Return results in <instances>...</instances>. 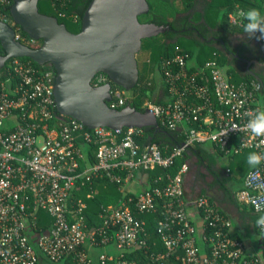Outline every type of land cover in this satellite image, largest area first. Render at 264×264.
<instances>
[{"label": "built area", "instance_id": "2783aa9c", "mask_svg": "<svg viewBox=\"0 0 264 264\" xmlns=\"http://www.w3.org/2000/svg\"><path fill=\"white\" fill-rule=\"evenodd\" d=\"M11 1L0 0V21L12 27L4 12ZM56 1L63 5L68 0ZM241 11L236 7L229 14L231 24L240 25ZM14 31L19 40L18 29ZM212 55L202 67L192 65L191 70L186 68L187 55L160 63L170 99L165 105L146 104L145 109L161 125L187 132L184 143L167 156L154 145L140 147L134 139L138 128L81 132L84 126L72 118L49 127L55 106L51 72H38L29 62L13 58L9 67L18 83L13 89L0 83V264H93L92 250L110 245L115 255L101 253L97 264H137L126 259L136 249L142 250L146 264H264V232L256 228L261 251L248 253L232 233L229 218L205 196L186 201L187 163L176 175H166L165 185L145 187L135 199L101 206L99 227L87 228L83 203L76 207L68 203L80 178L89 181L104 175L120 185L122 193L124 182L134 173L168 169L195 144L211 143L225 154L249 149L264 155V137L251 136L245 127L252 114L264 107L261 83L233 82L224 75L216 52ZM96 80L94 85L104 83L102 75ZM110 96L109 107L125 105V91L114 89ZM77 132L82 141H77ZM232 139L235 145L229 146ZM91 143L97 146L96 163L78 172L85 146ZM238 194L254 213H264V162L246 173ZM188 205L195 210L193 221ZM131 206L137 214L158 215L153 241L146 222L133 214ZM40 212L50 222L46 231L37 232Z\"/></svg>", "mask_w": 264, "mask_h": 264}, {"label": "trees", "instance_id": "16d2710c", "mask_svg": "<svg viewBox=\"0 0 264 264\" xmlns=\"http://www.w3.org/2000/svg\"><path fill=\"white\" fill-rule=\"evenodd\" d=\"M146 1L149 6L148 12L138 16V21L140 23H152L157 26L167 27L168 29L164 33L155 37L142 40L140 51L136 54L138 80L136 85L129 91V96L126 97L125 95V105H129L136 111L143 112L146 108V104L165 105L169 102L170 98L168 94V87L163 82V72L160 63L171 59L176 55H187L188 59L186 68L191 70L189 67L192 65L196 66L195 69L202 67L207 60L213 57V52H216L218 55L217 61L220 64L224 75L226 77H228L227 75L231 76V80L233 82L250 81L255 79L243 65L239 67V69L237 68V70L231 68L225 55V45L228 44L227 41L229 37H235L236 35H241L242 41L247 39L250 40V42H248L249 44L246 45L252 51L257 50L259 44L264 45V40H257L255 38L249 39L247 34L244 33L243 25L246 23L244 19H242L240 25H233L229 21V14H231L236 7H239L242 10L256 8L260 11L261 15L264 16V0ZM90 2L91 0H68L62 5L56 0H38L37 8L39 13L56 18L57 22L63 24L67 31L72 34H77L81 30V20ZM177 2H180V7L176 4ZM12 3L13 1H11L10 5L4 8V12L9 18V22L12 21L9 13ZM12 27L14 29H18L20 34V39L18 41L22 44L32 48H36L40 44V42L32 41L16 24H13ZM257 35H259V33H257ZM241 40L238 41L239 44L242 43ZM237 46L239 45L237 44ZM0 55H4L1 46ZM18 59L22 62H29L30 65L38 72H51L53 76L52 83H54L55 72L52 66H40L26 57ZM11 62L12 59L6 61L4 67L0 70V83H5L9 88L13 89L19 80L15 75H13L9 67ZM156 72L159 74V82H157L158 84L156 85L155 90L153 82L155 83L154 77ZM99 75H102L104 78V83L99 85L110 82L106 75L99 73L94 77L92 85L97 83L96 78ZM260 83L264 89V83ZM110 85L111 90L120 89L124 91V89L119 86L112 83H110ZM127 92L128 91H126V93ZM125 105L119 106L117 109H121ZM51 113L52 118L48 121L49 127L55 126L57 123L63 124L70 119L59 115L55 106L51 108ZM157 122L159 125L158 130L151 127L138 129L139 133L135 135L134 139L140 147L154 145L160 150L163 156H167L175 148L180 147L184 143L187 132L181 127L171 130L161 125L159 120H157ZM191 126L195 127L194 124ZM188 127H190V125H188ZM89 131V129L84 127L81 132ZM81 132L76 133L78 142L82 141L80 136ZM235 142L236 140L232 139L229 142V146L235 145ZM214 148L220 155H224L226 157L236 156L242 151H246L248 153L252 152L249 149H244L237 154L233 153V151H229V153L225 154L223 151L219 150L218 147L214 146ZM96 150L97 146L92 143L85 146V157L84 160L80 161L78 172H81L85 168L96 163ZM190 158H194L196 162L194 164H189ZM213 161L214 157L206 154L205 151L200 148V145L195 144L194 146L185 149L181 156L176 157L173 165L168 169L156 167L152 170L141 172L146 176V187L150 188L165 185L166 175L171 177L176 175L184 163L188 164V170L192 168L193 165L195 166L197 172L199 169H206L208 174L214 177V182H216V184L224 191L229 204L238 209L241 224L245 228L255 227V220L261 214L254 213L245 203L239 204L236 201L234 194L229 191L227 186L230 181L236 178V176L230 172V170L215 167ZM245 170L246 169L241 168V172L246 175L250 169ZM245 175L243 176V179ZM121 176L124 178L125 174L121 173ZM238 181L242 182L243 186V180ZM242 188L243 187H241V189ZM119 189L120 185L110 182L104 175H102V177L93 176L89 181H86L85 178H80L75 182V185L70 192L68 203L69 205H73V207H76L78 202L83 203L85 207L83 210V216L87 228L90 229L92 227H99L101 225V220L99 218L101 206H114L122 199L130 197L135 199L137 195V193L135 194L125 190L121 193ZM200 196H205L216 209L220 210L205 194ZM132 212L137 218L146 222L147 231L150 233L149 240L153 241L156 237L155 225L158 215L137 214L133 209ZM221 213L227 216V214L223 211H221ZM39 215L41 219L37 222L36 231H46L49 227L48 225L50 219L44 213L40 212ZM235 237L241 240L238 236ZM126 259H135L137 264H146V258L140 249L127 253ZM65 262H70V259H67ZM106 264H115V261L108 262Z\"/></svg>", "mask_w": 264, "mask_h": 264}, {"label": "water", "instance_id": "95a60500", "mask_svg": "<svg viewBox=\"0 0 264 264\" xmlns=\"http://www.w3.org/2000/svg\"><path fill=\"white\" fill-rule=\"evenodd\" d=\"M9 13L14 24L27 36L40 42L36 48L15 39L14 29L0 21V70L6 61L26 57L54 69L53 99L63 117L80 122L85 128L159 129L153 114L136 111L129 105L111 108L110 83L130 91L137 83L136 54L143 39L155 37L168 28L140 23L138 16L148 12L146 0H91L81 30L72 34L56 18L38 12V0H12ZM108 83L93 86L97 74ZM252 76L262 82L259 76Z\"/></svg>", "mask_w": 264, "mask_h": 264}, {"label": "crops", "instance_id": "0c3cea01", "mask_svg": "<svg viewBox=\"0 0 264 264\" xmlns=\"http://www.w3.org/2000/svg\"><path fill=\"white\" fill-rule=\"evenodd\" d=\"M241 35H236L235 37L228 38V44L225 45L226 49H241V54L243 55V66L251 75L257 76L262 79L264 83V45L259 44L257 50L252 51L246 44H249L250 40H241ZM241 40L242 43H238ZM240 41V42H241ZM237 44L239 46H237ZM262 45V46H261ZM240 54V55H241ZM239 69V68H238ZM256 72L257 74H255ZM230 79L231 76L227 75ZM200 148L205 151L206 154L214 157V166L217 168H225L230 170L236 178L228 183L229 191L232 192L235 196L236 201L239 204L244 202L241 201L240 195L238 194L241 191L243 176L245 175L241 172L243 169H251L246 164V157L248 152L242 151L240 154L233 157H226L220 155L214 146L210 143H204L200 145ZM225 161V164L223 163ZM196 160L190 158L189 164H194ZM245 170V171H246ZM244 171V172H245ZM238 178V179H237ZM241 178V179H240ZM146 176L142 172H137L130 179L124 182L123 190L132 193H139L144 190L146 187ZM184 193L186 201H192L196 197L205 194L221 211L227 214V217L232 224V233L235 236H238L243 242L245 249L248 253L258 254L261 251V237L255 230V227L245 228L240 221V213L237 208L229 204L224 191L214 182V177L208 174L206 169L196 171L195 166L188 170L184 177ZM188 213L194 215V208L192 205H188ZM229 215H232L234 224ZM110 248V247H109ZM110 251V250H109ZM111 254L110 252H107ZM115 255V254H111Z\"/></svg>", "mask_w": 264, "mask_h": 264}, {"label": "clouds", "instance_id": "9594fccd", "mask_svg": "<svg viewBox=\"0 0 264 264\" xmlns=\"http://www.w3.org/2000/svg\"><path fill=\"white\" fill-rule=\"evenodd\" d=\"M244 21L243 31L248 38H255L257 40H264V16L256 8H249L242 10L239 13ZM259 33V35H257ZM260 87V85H258ZM245 127L249 134L253 137H264V107L258 108L252 116L248 119ZM227 132L223 133L225 135ZM264 162V155L257 152H250L246 157V164L249 168L256 169ZM256 228L260 232H264V214L259 215L255 220Z\"/></svg>", "mask_w": 264, "mask_h": 264}, {"label": "rangeland", "instance_id": "374dc122", "mask_svg": "<svg viewBox=\"0 0 264 264\" xmlns=\"http://www.w3.org/2000/svg\"><path fill=\"white\" fill-rule=\"evenodd\" d=\"M180 2H177L176 4L177 5H179V7H180V4H179ZM13 22V21H12ZM38 45V44H37ZM36 45V46H37ZM154 80H155V83L153 82V84H154V86L153 87H155V90H156V85L158 84L157 82H159V74L156 72L155 73V77H154ZM129 91L126 93V91H125V95H126V97H128L129 96ZM224 164H225V161L223 162ZM189 210V209H188ZM187 210V211H188ZM189 212V211H188ZM188 215L189 216H191V220L193 221L194 220V216H195V212H194V215H191V214H189L188 213ZM230 216V218L232 219V223L234 224V221H233V217H232V215H229ZM110 247V248H109ZM111 251V254H115V252H116V249H115V247L114 246H103V247H97V248H95L94 250H92V257H93V264H97V256L99 255V254H101V253H107V252H110ZM45 264H48V263H45Z\"/></svg>", "mask_w": 264, "mask_h": 264}, {"label": "flooded vegetation", "instance_id": "af4514ba", "mask_svg": "<svg viewBox=\"0 0 264 264\" xmlns=\"http://www.w3.org/2000/svg\"><path fill=\"white\" fill-rule=\"evenodd\" d=\"M226 53V57L228 60V63L230 64L231 68L236 69L241 67L243 65V55L241 54V49H226L225 50ZM240 52V54H239ZM251 72V71H249ZM255 74H257L256 72H254ZM257 76H259V74H257Z\"/></svg>", "mask_w": 264, "mask_h": 264}, {"label": "bare ground", "instance_id": "6f19581e", "mask_svg": "<svg viewBox=\"0 0 264 264\" xmlns=\"http://www.w3.org/2000/svg\"><path fill=\"white\" fill-rule=\"evenodd\" d=\"M9 25V24H8ZM13 28V27H12ZM93 86H101V85H93ZM262 89H263V87H262ZM110 91H111V89H110ZM125 91V90H124ZM263 91H264V89H263ZM108 105H109V103H108ZM60 115V114H59Z\"/></svg>", "mask_w": 264, "mask_h": 264}]
</instances>
